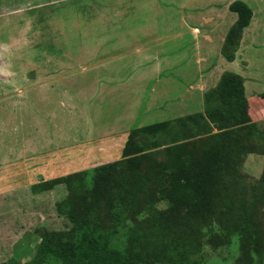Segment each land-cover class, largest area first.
Here are the masks:
<instances>
[{
    "label": "rangeland",
    "instance_id": "374dc122",
    "mask_svg": "<svg viewBox=\"0 0 264 264\" xmlns=\"http://www.w3.org/2000/svg\"><path fill=\"white\" fill-rule=\"evenodd\" d=\"M233 1L0 0V264L32 261L52 233L80 222L161 264H264V16L243 30L244 73L232 68L246 76L253 122L239 144L224 142L232 123L209 115L223 109L224 73L191 61L195 49L223 54ZM163 121L136 133L145 161L131 168L129 132ZM217 141L233 145L235 167L197 248L181 251L152 217L170 205L161 191L173 168H199Z\"/></svg>",
    "mask_w": 264,
    "mask_h": 264
},
{
    "label": "trees",
    "instance_id": "16d2710c",
    "mask_svg": "<svg viewBox=\"0 0 264 264\" xmlns=\"http://www.w3.org/2000/svg\"><path fill=\"white\" fill-rule=\"evenodd\" d=\"M229 7L231 11L237 13L238 17L225 37L223 54L226 59L232 61L236 57L243 30L252 22L253 9L244 0H235ZM221 80L220 98L224 100L223 111L217 108L213 112L214 115L212 113L209 115L212 117L217 115L221 120L232 123L234 128L224 132L227 134L224 136V142L232 138L235 139L232 141L233 143L239 144L241 139L236 138H242L244 132L251 134L252 130L249 127L253 124L249 104L245 97L244 78L238 73L226 71ZM260 96L264 99V92ZM193 116L189 115L188 120L190 119L195 125L201 124V119L198 120ZM201 117L205 118L202 114ZM167 125L168 122H157L129 132L122 156L127 157L131 168L140 171L143 161H145V155L142 153L143 148L134 140L136 133L156 134ZM221 145L224 146L223 150ZM226 146L220 141L211 144L200 159L201 166L197 169L186 162H180L173 168L168 184L161 191V197L167 199L170 205L163 210H158V213L152 217V223L160 231V228H163L164 232L168 234L165 237L177 234L175 247L181 248V251L183 249L186 251L189 247L188 244L197 248V238L203 232L202 227L210 224L216 214L224 176L231 168L235 167L233 145L229 149ZM118 163L117 160L102 164L93 170L103 173L111 167H116ZM58 179L45 183L54 184V181ZM35 186L38 184L33 187L35 188ZM148 200L149 203H152L151 198ZM219 216V221H224L227 214L220 213ZM100 231L99 227L89 222L77 223L74 230L68 235L60 232L52 233L51 239L47 238L46 242L40 246V252L32 261L21 263L14 260L7 264H161L157 255L145 257L142 255L141 247H139L141 249L139 255L134 252L138 247L129 243L124 248L117 247L112 244L110 235L102 234ZM132 237L137 238L135 235ZM133 252L137 257L131 255ZM51 258L57 260L53 261Z\"/></svg>",
    "mask_w": 264,
    "mask_h": 264
},
{
    "label": "crops",
    "instance_id": "0c3cea01",
    "mask_svg": "<svg viewBox=\"0 0 264 264\" xmlns=\"http://www.w3.org/2000/svg\"><path fill=\"white\" fill-rule=\"evenodd\" d=\"M244 1H248L247 3H249V5L252 7V9H253V18H252V22H251V24L248 26V27H246V29H251L252 28V26H255L256 25V27L258 26V20H260V22H261V18H260V16H264V14H260V11L261 10H263L264 11V9H263V7H261V8H259V7H257V6H260V4L258 5V0L256 1V2H252V0H244ZM253 3H255L256 4V7H254V5H253ZM264 6V5H263ZM229 10H230V7H229ZM231 11V10H230ZM233 11H231L230 13H231V15H233V20H232V22L230 23V25H226V28H225V30H224V33H223V35H225V36H223V38H222V43H223V41L225 40V37H226V35H227V33H228V31H229V29H230V27L233 25V23L237 20V17H238V15H237V13H235V12H233ZM234 13H235V15H234ZM263 13V12H262ZM263 18V21H264V17H262ZM214 23H216L215 21H213V24ZM223 25V24H222ZM204 54H206V57L204 56ZM210 54L212 55V59H210L211 57H210ZM240 51L236 54V58L234 59V60H232V61H230V60H228V59H226L225 58V56L219 51L218 53H213L212 51H211V49H205V52L203 51V52H201V51H199L198 49H195L194 51H193V57L191 58V61L192 62H194L195 63V65H198V67L200 66V67H206V68H209V67H211L212 65L214 66V65H216L217 66V69H220L221 70V73H224L225 71H230V72H234V73H236L235 71H233V69L232 68H236V69H238V70H241V71H243V69L245 68V67H242V63H241V58H240ZM212 66V67H213ZM243 73H244V71H243ZM222 75V74H221ZM203 77L204 76H202V80H201V82H200V84H199V87L201 86V85H203L204 83H203ZM244 80H246V76H245V74H244ZM205 78L207 79V80H209L208 78H210V75L208 74V73H206L205 74ZM206 84V83H205ZM192 86V85H191ZM207 86V85H206ZM190 89H192L191 87H190ZM189 89V90H190ZM188 89H186L185 88V93H187L186 91H187ZM196 92H198V90L196 91ZM178 95H179V93H178Z\"/></svg>",
    "mask_w": 264,
    "mask_h": 264
}]
</instances>
